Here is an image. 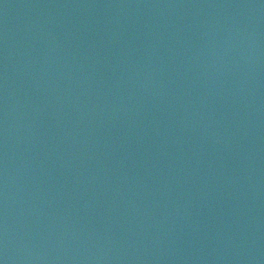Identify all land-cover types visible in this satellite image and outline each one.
Masks as SVG:
<instances>
[{"label": "water", "instance_id": "95a60500", "mask_svg": "<svg viewBox=\"0 0 264 264\" xmlns=\"http://www.w3.org/2000/svg\"><path fill=\"white\" fill-rule=\"evenodd\" d=\"M0 264H264V0H0Z\"/></svg>", "mask_w": 264, "mask_h": 264}]
</instances>
